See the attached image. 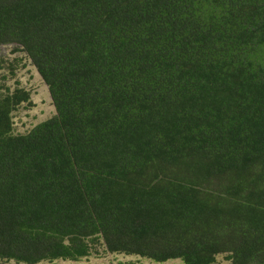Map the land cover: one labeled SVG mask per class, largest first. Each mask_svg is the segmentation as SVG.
Masks as SVG:
<instances>
[{
	"label": "trees",
	"instance_id": "1",
	"mask_svg": "<svg viewBox=\"0 0 264 264\" xmlns=\"http://www.w3.org/2000/svg\"><path fill=\"white\" fill-rule=\"evenodd\" d=\"M1 46L55 114L0 85V261L264 264V0H0Z\"/></svg>",
	"mask_w": 264,
	"mask_h": 264
},
{
	"label": "rangeland",
	"instance_id": "2",
	"mask_svg": "<svg viewBox=\"0 0 264 264\" xmlns=\"http://www.w3.org/2000/svg\"><path fill=\"white\" fill-rule=\"evenodd\" d=\"M0 58L5 61L0 67V85L8 87L11 91L16 87H21L29 93V101L22 103L12 113L13 134L23 135L37 124L51 118L55 114V109L47 86L24 53L14 51L13 46H1ZM0 264L17 263L14 261H0ZM37 264H182V262L179 259L155 262L136 255L103 253L101 250L98 254L75 261H41ZM216 264L228 263L221 255L217 257Z\"/></svg>",
	"mask_w": 264,
	"mask_h": 264
}]
</instances>
